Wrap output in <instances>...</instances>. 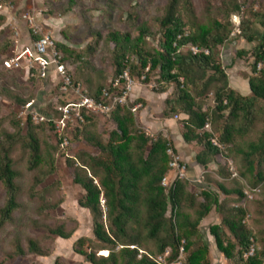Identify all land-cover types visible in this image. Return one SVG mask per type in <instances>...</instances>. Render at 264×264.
<instances>
[{"label":"trees","instance_id":"1","mask_svg":"<svg viewBox=\"0 0 264 264\" xmlns=\"http://www.w3.org/2000/svg\"><path fill=\"white\" fill-rule=\"evenodd\" d=\"M239 9L240 4L232 1L222 8L220 14L200 22L191 0H168L156 20L159 33L157 48L146 46V38L153 35L146 22L138 26L135 36L118 30L107 34L113 43L114 76L130 69L132 75L143 76L145 83L156 74L158 93H165L172 87L173 93L165 98L161 115L172 118L174 114H182V138L198 146L195 160L206 169L211 163L225 158L226 166L222 164L217 174L234 179V185L227 187L221 182H214L212 186L206 183L204 188L189 191L188 180L183 178L168 187L162 186L161 179L169 170L167 149L172 142L161 133L152 138L142 129L132 112L134 102L116 105L111 111L115 128L108 132L106 139L87 126L88 123L92 126V114L84 115L85 122L75 129L74 136L77 138L80 135L98 153L81 152L65 157L73 183L80 185L84 191L78 204L89 211L92 219L94 240L80 237L74 243V251L89 263L159 264L158 255L169 249L166 256L169 262L178 256L182 246L183 264H211L209 248L201 241L198 227L214 208L221 218L219 223L209 226V232L226 260L230 264H264V238L247 224L248 210L238 202L228 205L220 198L223 194L235 195L239 200L252 199L244 193L243 180L249 184L248 191H253V195L264 189V130L256 140L245 139L253 131L258 117L264 123V13L258 21L261 32L253 28L249 19L242 18L239 28L241 38L248 43H256L251 50V74L247 76L250 94L241 95L230 86L220 60V47L232 28L229 18ZM128 15L134 17L135 13L129 12ZM0 19L3 17L0 16ZM190 45L196 46L198 52L192 53ZM56 48L63 60L73 53L58 42ZM237 54L242 56L245 50ZM74 57L80 59L81 55ZM258 64L262 65L259 69ZM102 89L98 86L87 94L99 98ZM209 93L214 101L211 107L202 104ZM44 120L49 121V126L53 128L50 120ZM12 126L13 133L0 135V187L5 196L0 208V229L13 221V212L20 206L16 183L18 172L13 168L9 155L13 145L21 141L28 150L29 170L46 166V170L43 172L42 169L34 178L30 192L32 197L44 191H37L35 187L47 175L54 173L53 155L59 146L66 147L61 143L66 137L64 132L67 127L57 134V145H47L48 149L43 151L36 133V129L43 127L42 124H34L28 115L25 135H20L18 120L13 119ZM213 139L220 146L214 144ZM228 161H231L233 170H230ZM233 171L235 176H232ZM48 231L63 239L73 233L66 230L64 224L50 227ZM145 241H153L155 248L145 250L142 245ZM252 247L254 251L248 255ZM26 250L16 240L11 256L26 252L47 254L40 241L33 238L28 239ZM100 250L106 253L100 254ZM54 264L60 263L56 260Z\"/></svg>","mask_w":264,"mask_h":264},{"label":"rangeland","instance_id":"2","mask_svg":"<svg viewBox=\"0 0 264 264\" xmlns=\"http://www.w3.org/2000/svg\"><path fill=\"white\" fill-rule=\"evenodd\" d=\"M167 1L73 0V4H70V0H0V16L3 17L0 19V135L4 132H14L13 119L20 122V135H25L26 117L30 115L34 124L43 125L42 128L36 129V133L43 151H46L47 145H57L58 133L55 122L63 117L61 107L68 100L75 99L72 90L70 94L60 91L58 77L52 80L50 74L46 79H36L35 74L33 75L29 69L30 63L23 60L19 65L11 63V58L30 47L35 37L49 35L55 43L64 44L73 52L66 59L69 66L68 71L73 82L80 81L79 83L85 86L87 92H93L98 86L108 88L116 76L113 73V43L109 41L107 34L118 30L130 32L135 36L138 26L146 22L153 34L146 38V46L157 48L159 33L156 20L163 13ZM191 1L200 22H206L220 14L222 8L232 1L240 4L239 12L232 14L229 18L232 24L231 32L224 45L220 47V50L226 49V62H223L222 58L220 60L228 75L238 72L247 79V76L251 74V50L256 43H248L241 38L239 28L242 18L249 19L253 23V28L261 32L258 21L260 15L264 13V0ZM129 12H134L137 17H129ZM240 50H245V54L238 56L237 52ZM76 54L81 55V58H75ZM261 66L259 64L257 69ZM127 71L134 81L133 87L135 85L140 87L147 97L141 94L133 100L129 99L126 104L135 103L132 112L136 115L142 129L152 138L158 133L168 138L172 142L173 154L187 167L188 162L186 163L174 147L169 133L161 130L153 131L141 122V118L148 112L149 104L151 105L149 116L153 119L164 118L161 114L165 108V99H162L172 95V87L165 93H158L156 74L145 83L143 76L132 75L130 69ZM147 94L153 99H150ZM202 104L213 106V95L209 93ZM92 116V126L89 123L87 126L106 139L108 132L115 128L111 112L92 114ZM41 117L50 118L51 123L54 124L53 128L49 126V121L42 120ZM172 118L179 127L180 115L174 114ZM84 122L76 121L75 117L68 121L67 130L64 132L68 137L67 146L65 148L59 146L53 155L54 173L47 175L35 187L37 191L44 190L40 195L32 197L30 192L35 176L40 174L42 169L44 172L46 166L29 170L27 167L28 150L24 148L21 141H17L10 149L9 155L13 168L18 172L16 183L19 186L20 206L13 212V221L0 229V264H54L56 260L60 264H91L74 251V243L78 238L86 237L93 241L94 236L91 215L87 209L78 204L84 191L80 185L73 183L71 170L66 164L65 157H72L81 152L98 153V150L83 141L80 135L77 138L74 136L75 129L82 127ZM263 130L264 123L262 118L258 117L253 131L246 136V141L256 140ZM177 133L181 134L180 129H177ZM193 146V149L187 147L192 154L198 152V146L196 144ZM225 162V158L222 157L217 163L210 164L211 172L207 171L201 175V183H211L214 186V182H221L227 187H232L234 179L229 177L226 179V177L214 174L218 173L222 164L226 166ZM235 165L238 166L237 162ZM171 171L174 174L176 170L171 169ZM243 181V188L249 190V184L246 180ZM187 187L193 191L199 188V184L188 180ZM4 198V191L0 187V208L4 203ZM221 198L228 205L237 202L243 205L249 213L247 224L264 238V189L254 194L252 199L239 200L235 195L224 196L223 194ZM43 205L51 206L43 207ZM102 206L105 211L104 204ZM59 224H64L66 230L73 231L69 238L63 239L49 234L48 228ZM29 238L39 240L47 254L38 255L26 252L24 255L11 256L14 252L15 241L19 240L24 250L27 251ZM142 245L145 250L155 248L153 241H145ZM91 246L95 247L94 244ZM95 251L97 252L98 249L95 248ZM100 251V254L105 252V250ZM210 256L212 264H220L221 257L216 250ZM226 264H230L228 260Z\"/></svg>","mask_w":264,"mask_h":264},{"label":"built area","instance_id":"3","mask_svg":"<svg viewBox=\"0 0 264 264\" xmlns=\"http://www.w3.org/2000/svg\"><path fill=\"white\" fill-rule=\"evenodd\" d=\"M189 49L192 53L198 52V48L194 45H190ZM206 51V50H205ZM21 60L30 63L29 66L32 74L37 75L42 79H46L53 71L56 77L59 78V89L62 93H71L73 91L75 95L74 100H68L67 103L61 107L62 118L56 120L55 127L57 133H60L64 127L68 124V121L75 117L76 121H83L84 115L108 113L111 112L116 105H124L130 99V92L134 85V81L129 75L128 69H125L119 76L114 78L110 87L103 88L99 98H95L87 94L86 89L80 83L73 82L71 74L68 69V62L63 60L62 54L56 48L54 39L49 35H42L36 37L31 46L23 50L20 54L11 58V63L19 65ZM259 66V64L257 65ZM134 110V108H132ZM34 118V117H33ZM40 119H44L41 117ZM51 121L50 118H47ZM212 142L219 145L214 139ZM68 138L64 137L61 145L67 146ZM220 146V145H219ZM174 150L171 146L167 149V153L170 156L169 170L175 169L174 180L184 178L186 175V165L179 162V158L173 154ZM230 170H233L231 162H229ZM236 173L233 171L232 176ZM169 179L164 176L161 179V185L164 187L169 186ZM249 198L253 197V191L246 190L244 192ZM102 205L104 200H101ZM254 248H250L248 255H251ZM106 253V251L104 252ZM169 254V249H166L163 254L157 256L159 264H183L184 258L183 247L179 248L178 256L167 262L166 256Z\"/></svg>","mask_w":264,"mask_h":264},{"label":"crops","instance_id":"4","mask_svg":"<svg viewBox=\"0 0 264 264\" xmlns=\"http://www.w3.org/2000/svg\"><path fill=\"white\" fill-rule=\"evenodd\" d=\"M221 58L223 60V62L226 60L227 58V54H226V49L223 48L221 50ZM229 57V56H228ZM231 57V56H230ZM226 62V61H225ZM52 76V80L56 78V75L54 74V72L52 71L51 73ZM228 79H229V84L230 86L236 90L237 92H239L241 95H248L250 94V88L248 84V80L246 79V77H243L240 73L238 72H234L231 73L230 75H228ZM145 96L146 93H144L140 87H138L137 85H135L133 87L132 92H130V99L133 100L135 98H137L139 95ZM148 95V94H147ZM149 96V95H148ZM150 99H153L152 96H149ZM165 98H163L162 100H164ZM149 109H151V105H148V112L145 114V116L143 118H141V122L146 126V128H150L153 131L156 130H161L162 132L165 131L167 133H169V135L171 136L173 143H174V147L176 148V150H178V152H180V154L183 156V158L185 159L186 163L188 162V168L186 169V175H185V179L187 180H192L195 183L199 184V188L201 187H205L206 184L205 183H201L200 178L202 174H205V172L209 171L211 172V168L210 165H208V167L205 169L202 165H200L196 160H195V156L197 154V152H195L194 154H192L191 150H189L187 147L192 148L193 149V145L195 144H189L187 142H185L182 138V126L181 124H179V127L177 125V123L175 122V120L173 118H157V119H153L152 116H149L150 111ZM163 109L161 108V111ZM183 115L180 114V118H182ZM177 129H180L181 134L179 135V133H177ZM178 134V135H177ZM214 163V162H213ZM212 164V163H211ZM215 175L217 173H214ZM173 172L171 170H168L164 176H167V179H169V186L177 179L174 180L173 178ZM218 175V174H217ZM163 176V177H164ZM162 177V178H163ZM183 179V178H181ZM168 187V186H167ZM189 191H191V188L189 189ZM221 198V196H220ZM239 205H241L240 203H237ZM215 211V209L213 208L209 214L204 217L200 224H199V231L201 233V241L206 244L209 248V253H208V257L209 260L211 261L212 264V260H211V253L213 251H217L220 254L221 257V262L220 264H226V258L223 256V254L217 249L215 241L213 236L210 234L209 232V226L215 223H219L220 221V215ZM206 229V231H205ZM105 254V253H104Z\"/></svg>","mask_w":264,"mask_h":264}]
</instances>
